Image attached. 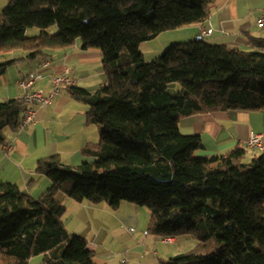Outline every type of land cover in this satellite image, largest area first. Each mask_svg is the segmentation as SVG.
Wrapping results in <instances>:
<instances>
[{
    "label": "trees",
    "instance_id": "trees-1",
    "mask_svg": "<svg viewBox=\"0 0 264 264\" xmlns=\"http://www.w3.org/2000/svg\"><path fill=\"white\" fill-rule=\"evenodd\" d=\"M214 0H9L0 11V75L10 50L46 58L49 51L100 48L105 81L93 91L75 84L68 95L89 105L100 139L84 146L77 167L55 153L37 161L51 180L39 197L0 180V264H98L85 237L64 223L63 192L75 201H123L151 211L149 231L188 236L195 245L163 264H264V151L244 161L247 147L198 155L199 134H185L184 116L264 108V37L252 49L203 37L173 43L154 61L141 44L160 33L204 21ZM57 24L59 32L49 29ZM38 28L39 33L28 34ZM15 61V60H14ZM179 82L177 95L168 84ZM24 96L0 100V146L18 131ZM255 149V148H254Z\"/></svg>",
    "mask_w": 264,
    "mask_h": 264
},
{
    "label": "crops",
    "instance_id": "crops-1",
    "mask_svg": "<svg viewBox=\"0 0 264 264\" xmlns=\"http://www.w3.org/2000/svg\"><path fill=\"white\" fill-rule=\"evenodd\" d=\"M8 1L0 0V11ZM263 6L264 0H214L204 21L167 30L144 41L141 44L144 58L151 60L147 47L153 48L154 56L164 50L167 41L160 42L164 36L170 43L203 37L212 43L252 49L249 36L264 37V27L258 24ZM208 29L211 33L204 36L203 31ZM156 41L161 47L153 46ZM49 53L44 59L30 58L29 52L22 50L4 53L3 62H13L0 75V100L22 96L20 81L31 71L41 74L35 81V89L45 92L49 90L51 76L62 72L73 77L75 85L90 91L105 81L100 48L83 49L78 41L73 47ZM88 110L89 105L71 98L63 85L51 104L37 107L35 120L29 125L18 131L6 130L7 143L0 146V180L17 183L23 191L39 197L51 185L50 179L36 171L40 158L59 153L63 163L72 167L89 160L82 150L87 144L97 142L100 125L88 119ZM180 127L185 134L202 137L203 148L197 152L201 156L223 154L236 146L252 149L247 139L251 132L264 134V108L197 113L182 117ZM252 150L256 153H250L251 158L260 154L257 149ZM59 201L68 208L66 228L87 239L98 264L164 263L195 245L191 238L180 237L167 243L164 237L150 232L152 214L143 205L123 201L113 208L105 202H79L67 196ZM30 264H44L43 255L31 258Z\"/></svg>",
    "mask_w": 264,
    "mask_h": 264
},
{
    "label": "built area",
    "instance_id": "built-area-1",
    "mask_svg": "<svg viewBox=\"0 0 264 264\" xmlns=\"http://www.w3.org/2000/svg\"><path fill=\"white\" fill-rule=\"evenodd\" d=\"M260 27H264V6L262 8L261 16L258 20ZM212 30H204L203 35H208ZM41 76L40 73L31 71L27 76H25L20 81V87L23 90V96L27 102V106L24 112V117L22 120V127H26L32 121L35 120L37 114V107L47 106L53 102L56 95L59 94L61 87L63 85L74 84L75 79L68 75L66 72H62L56 75H52L50 78V87L47 92L41 89H35V81ZM247 144L249 147H253L259 151H264V134L251 132L249 138L247 139ZM164 241L167 243H172L176 241L174 236L164 237ZM158 264H163L158 261Z\"/></svg>",
    "mask_w": 264,
    "mask_h": 264
},
{
    "label": "rangeland",
    "instance_id": "rangeland-1",
    "mask_svg": "<svg viewBox=\"0 0 264 264\" xmlns=\"http://www.w3.org/2000/svg\"><path fill=\"white\" fill-rule=\"evenodd\" d=\"M49 31L51 32V33H57V32H59V26L57 25V24H54L50 29H49ZM36 33H39V29L38 28H32V29H29L28 30V34H36ZM163 38V39H162ZM161 39H160V42H162V43H164V42H166L167 43V46L164 48V50H162V52L160 53V54H157L156 56H154V51H153V48H149V47H147L146 48V51L148 52V58H151V60H146V61H154V60H156V59H159L162 55H163V53L165 52V50L171 45V44H173V43H170V42H168L169 40L167 39V36L165 37H162ZM157 43H153V46H155V48H157V47H161V44H159V41H156ZM181 42H187V41H181ZM180 41H178V42H174V43H181ZM169 43V44H168ZM145 46V45H144ZM3 60H4V56H2L1 57V61L3 62ZM168 89H169V91H170V93H172L173 95H177L179 92H180V90H181V85H180V83L179 82H170L169 84H168ZM100 138V137H99ZM99 138H98V140H99ZM97 140V141H98ZM253 149V148H252ZM252 149H248V155L245 157V159H244V161H246V162H248V161H250L252 158L250 157V153L251 154H255L256 152H254ZM257 155H259V153L257 154ZM45 176V175H44ZM48 178V177H47ZM49 179V178H48ZM51 181V180H50ZM51 186V185H50ZM49 188V187H48ZM48 188H46V189H48ZM45 189V190H46ZM44 190V191H45ZM27 191V190H26ZM44 191L43 192H41V193H44ZM28 192V191H27ZM63 196H67L65 193H63V192H61L59 195H58V200H60V197H63ZM66 216L67 215H65V217H64V221L66 222ZM69 224H71V220H69ZM72 227H73V225H72ZM187 238H190V237H188V236H182V237H180V239H182V240H186ZM192 240V239H191ZM194 240H192V242H193ZM196 244V243H195Z\"/></svg>",
    "mask_w": 264,
    "mask_h": 264
}]
</instances>
